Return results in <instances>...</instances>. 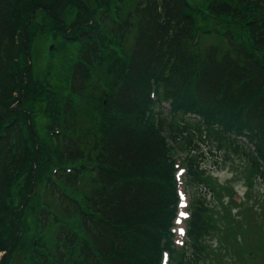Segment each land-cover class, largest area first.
Wrapping results in <instances>:
<instances>
[{
    "label": "trees",
    "instance_id": "16d2710c",
    "mask_svg": "<svg viewBox=\"0 0 264 264\" xmlns=\"http://www.w3.org/2000/svg\"><path fill=\"white\" fill-rule=\"evenodd\" d=\"M23 1L15 0L13 3V0H0V215L7 212L2 198L9 180H13L18 172L26 170L30 158L27 133L21 128L18 115L26 113L24 124L31 134V122L27 120L29 111L22 109L26 90L31 87L25 82L20 93L17 75L22 72L16 69L15 57L23 37L21 20L27 18L23 12ZM39 1H43L50 14L57 13L66 3V0ZM77 1L81 6L84 4L82 0ZM231 1L208 0L207 10L225 21H231L232 26L225 27L221 34L226 46L218 49L212 42L207 44L204 52L201 51L203 57L197 66H193L192 55H197L195 46L198 42H190L195 18L190 14L186 0H133L129 7H122V4L115 6L116 18L110 16L107 7L101 10V22L110 20L109 30L113 33L119 30V40L123 38L127 27L134 26L128 51L124 53L126 61L122 64L123 76L114 79L112 88H108L104 94L106 103L121 116H131L143 109L144 104L150 103L147 94L150 74L153 76L157 101L152 114L154 117L149 123L134 125L120 122L110 126L109 130H99L98 138L92 144L93 158L88 159L92 160L88 165L93 171L90 179L96 185L83 194L86 205L84 202L81 207V201L68 196L53 179L47 177L46 184L50 191L57 196L65 212L75 214L79 232L83 235L76 245L72 232L65 226L60 225L56 229V238L71 247L72 257L76 255V260L72 258L70 264H143L146 255L149 252L151 254V249H157L160 237L156 240L157 233L168 236L167 223L161 221L155 224L157 231L155 244L152 245L150 239L146 240L151 220L135 222L141 216L148 218L161 214L165 210L164 197H171L173 205L175 194L168 187L172 186L170 173L141 177L134 172L160 164L165 138L170 140L183 158L189 194L185 253L177 258V264H194L197 253L203 248L204 230L207 227L213 229V223L208 224L210 218L206 217L212 212L206 214L200 190L204 186L200 173L202 170L189 156L199 151L197 146L206 142L209 133L217 142L222 140L230 150L242 156L247 164L243 179L247 181L250 175H254L260 180L264 193V63L261 61L264 60V52H260L264 48V19L257 16L251 21V43L236 40L232 33H246L236 18L243 17L248 3L246 0H236L233 5ZM86 6L82 7L83 10L87 9ZM88 13L85 10L79 19L73 18L69 27L81 28ZM59 26L64 28L60 22ZM99 28L94 25L90 38L84 30L81 34L83 48L74 60L68 78L71 92H79L88 78L84 63L91 61L90 56L97 49ZM95 33L97 36L94 39ZM26 96L37 101L40 92L30 94L28 90ZM162 101L166 102L167 109L162 107ZM100 102H103V98H98L97 104ZM174 107L181 108L179 116L174 113ZM237 107H241L242 111L229 114ZM64 108L67 109V103ZM69 114L66 112L62 118L64 124L60 126V143L56 155L70 166L66 170L58 168L57 171L62 172L54 173L65 186L74 185L83 169L74 166L73 161L83 157V149L80 137L75 139L67 132L70 130H66L72 124ZM219 116L215 119L224 120L228 126L236 122L243 128V133L263 159L245 142L231 137L226 131L227 126L218 128L213 120L209 123L210 117ZM42 213L43 210L40 216ZM1 222L3 220L0 221V229ZM141 231H144L143 237L140 236ZM235 231H239V228L233 225L232 232ZM2 232L0 250L7 248ZM233 242L246 247L245 242L235 239ZM152 260L150 255L145 264H151ZM56 261L48 264H63L59 257Z\"/></svg>",
    "mask_w": 264,
    "mask_h": 264
},
{
    "label": "rangeland",
    "instance_id": "374dc122",
    "mask_svg": "<svg viewBox=\"0 0 264 264\" xmlns=\"http://www.w3.org/2000/svg\"><path fill=\"white\" fill-rule=\"evenodd\" d=\"M82 1L89 6L90 10L88 17L84 20L85 24V22L93 23L97 19L96 14L100 11V7H107L108 13L113 17L116 14L112 13L111 7L115 2L121 3L122 7H129L132 0ZM235 1L232 0L231 3L235 5ZM65 2L64 6L53 14L47 12L43 1L24 0L22 4L27 18L21 20L24 26V29L23 26L21 27L23 37L19 39L20 45L15 55L16 69L22 72L21 75L16 74L17 80L20 83V91L27 82L31 87L28 89L29 93L34 94L39 91L41 97L37 101L31 100L32 97L26 96L28 90L24 96L22 109L29 111L27 120L31 122L29 125L31 134L28 133L24 124L26 113L18 115L21 128L27 133L26 141L30 158H28L29 164L26 170L18 172L13 180H9L3 193L2 203L7 212L0 215V221L3 220L0 231H3L2 237L7 243V248L0 250V264H48L50 261L57 262L58 257L63 264H70L72 258L76 260V255L72 257L71 247L59 241L55 234L58 226L63 225L72 232L74 243L77 245L83 236L79 232L77 217L63 210L57 196L50 191L47 184H44V180L46 177L53 179L68 196L81 201V207H83L85 202L83 194L96 185L90 179L93 171L88 165L92 160L88 159L93 158L92 144L98 138L99 130H109L110 126L120 122L149 123L150 115L147 113L149 104H144L143 109L131 116H121L117 110L113 111L114 108L108 106L104 98L108 88L113 86V80H118L123 76L122 64L126 61L124 53L128 51L131 28L127 27L123 38L119 40V30L113 33L109 30L110 20L102 21L100 28L97 29L98 36L97 33L94 36V39L97 36V49L90 56L91 61L84 63L88 69L86 80L88 84L85 82L79 92L69 90L68 73L71 64L78 56V49L82 48L79 39L81 35H75L76 40L72 38L74 35H70L84 28V25L81 28L69 27V22L73 18L79 19L84 15L85 10L88 11L86 8L83 10L85 5L82 3L81 6L77 0H66ZM188 3L189 7L194 10L191 14L198 23H210L209 25L213 27L214 24H218L216 20L219 19L224 26H232L231 21H225L220 17L215 18L214 14L203 6V0H188ZM95 6L97 7L94 9ZM245 13L255 14L248 6H246ZM59 22L64 27L63 29L59 26ZM232 34L246 44L251 42L248 39L249 36L246 39V33L244 35ZM210 41L218 49L226 46L224 38L218 33L211 31L201 33L195 46L197 55H192L193 66H197L202 60L201 51L204 49L202 46H206V43ZM48 44H51L53 50ZM261 61L264 63V60ZM98 98H103V102L97 104ZM39 100H41L40 103ZM66 103L67 109L64 108ZM161 105L167 109L166 102L162 101ZM241 111V107H237L229 114H237ZM66 112H69L72 117V124L66 130H70L67 132L75 139L77 136L80 137V145L83 149V157L73 161L83 169L77 182L72 186H65L57 175H49L53 168H56V174H59L62 171H57L58 168L63 169L70 166L57 158L53 148L55 140L50 136L51 120L60 122ZM220 117H210L209 123L213 120L218 125L220 119L215 118ZM236 129L237 136L248 140L247 135L243 133V128ZM55 137L59 142V134ZM197 147L199 151L189 156L192 161L200 165L202 170L200 173L204 186L200 190L203 193L206 214L209 211L212 212L206 217L210 218L208 224L213 223V229L210 230L207 227L204 230L203 248L197 253V260H194V264H264V193L260 180L250 175L245 181L242 174L247 164L242 156L230 150L222 140L217 142L211 133L207 135L206 142H202ZM182 170V162L179 160L178 153L167 142L163 147L158 166L136 169L134 172L135 175L141 177H154L158 173L161 175L162 172L166 174L173 172L178 176ZM170 180L172 181L171 176ZM182 184V180L179 179V198L176 210L183 209L187 212V205H182L180 202L187 199L186 189ZM168 187L173 193L175 187L171 185ZM163 203L165 210L161 214L158 213L148 218L141 216L135 221L144 223L151 220L152 225L148 227L150 231L146 235V240L150 239L149 243L152 245L155 244L157 231V226L154 228L155 224L161 221L166 223L174 217L171 197H164ZM42 206L44 207L41 210L44 213L39 223V208ZM184 223L183 218H174L175 247H178L176 242L182 239ZM233 225L238 226L239 231L232 232ZM143 234L144 231H141L140 236L143 237ZM223 234H225L224 238H222ZM234 239L238 242H245L246 247L238 246L233 242ZM228 253L231 255L228 256ZM178 254V252L172 253L171 258L176 259ZM150 255L153 257L151 264L155 259L154 264H160L158 249L152 248L151 254L149 252L146 255L145 262ZM164 256L165 253L162 255L161 264H164Z\"/></svg>",
    "mask_w": 264,
    "mask_h": 264
},
{
    "label": "flooded vegetation",
    "instance_id": "af4514ba",
    "mask_svg": "<svg viewBox=\"0 0 264 264\" xmlns=\"http://www.w3.org/2000/svg\"><path fill=\"white\" fill-rule=\"evenodd\" d=\"M249 2H254L255 6L260 8V12L264 13V0H247Z\"/></svg>",
    "mask_w": 264,
    "mask_h": 264
},
{
    "label": "snow or ice",
    "instance_id": "6c2138e0",
    "mask_svg": "<svg viewBox=\"0 0 264 264\" xmlns=\"http://www.w3.org/2000/svg\"><path fill=\"white\" fill-rule=\"evenodd\" d=\"M182 215H185V214L182 213Z\"/></svg>",
    "mask_w": 264,
    "mask_h": 264
}]
</instances>
